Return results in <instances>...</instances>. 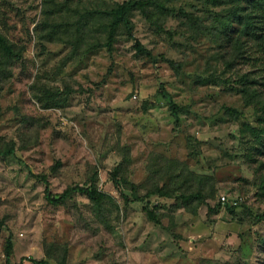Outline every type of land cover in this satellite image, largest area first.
<instances>
[{"label": "rangeland", "instance_id": "rangeland-1", "mask_svg": "<svg viewBox=\"0 0 264 264\" xmlns=\"http://www.w3.org/2000/svg\"><path fill=\"white\" fill-rule=\"evenodd\" d=\"M124 1L0 0V30L24 50L0 81V149L15 146L0 155V264L9 237L10 264H57L64 248L67 264H264L261 111L207 81L224 67L218 43L180 22L188 0L172 3L160 26L134 11V38L150 55L123 28L109 50L102 12ZM125 158L142 196L168 179L171 160L212 176L211 206L133 200L111 179ZM42 176L54 195L94 177L111 199L102 212L80 191L56 205Z\"/></svg>", "mask_w": 264, "mask_h": 264}, {"label": "trees", "instance_id": "trees-1", "mask_svg": "<svg viewBox=\"0 0 264 264\" xmlns=\"http://www.w3.org/2000/svg\"><path fill=\"white\" fill-rule=\"evenodd\" d=\"M176 1L127 0L111 6L110 9L102 12L104 18H107V23L104 26L108 34L107 42L104 45L111 50L118 30L121 28L125 29L131 38H134L135 25L132 16L135 10L140 11L147 20L159 25L158 19H164L173 14L171 4ZM188 3L190 9L180 7L176 13L180 22L187 25L188 29L190 28L194 37L208 35L218 43L219 54L216 60L220 61L224 67L222 74L217 73V71L210 72L207 81H220V83L226 84L230 90L241 94L248 106H255L261 111L259 120L264 124V0H188ZM210 7H213L212 10ZM96 14L94 12L93 16ZM82 29L81 24L79 32L82 33ZM54 34L55 30H50L49 34H46L49 41L56 40ZM134 39L139 52L146 55L151 54L138 39ZM23 52L22 46L0 30V81L10 72L11 65L23 59ZM238 62H246L252 66V69L239 73ZM234 76L236 77L234 78ZM163 93L170 98V94L166 90H163ZM170 105L178 111L175 103L171 102ZM227 112L234 115L238 111L236 108L228 107ZM255 131L260 138L261 133L257 128ZM263 141L264 139H262L261 145H263ZM14 153V143H9L7 147L0 149V155L9 156ZM167 164L165 166L167 167L168 179L163 185L153 187L143 196L137 193V186L129 179L130 159L125 158L114 168L111 179L118 188L123 186L131 190L134 195L133 200L146 201L148 199L147 203L153 207L159 206L158 202L153 203L151 200V197L155 195L178 199L187 206L191 203H196V207L200 204L211 206L209 199L215 196L213 189L209 187L212 176L196 173L187 164L179 160H171ZM42 179L46 184L47 198L56 205L66 204L74 193L80 191L85 193L95 208L101 209L100 212H102L106 199H111L106 192L97 186L94 177L87 181V184L69 187L60 195H54L50 192V183L46 176H42ZM121 194L127 201L129 200L123 191ZM219 206L218 204V208ZM145 210L151 220H158L153 209L148 210L146 208ZM211 210L215 211L216 209L211 208ZM190 211L192 212V210ZM12 251L13 241L12 237H9L5 248L8 264H10ZM62 254L56 256L57 264H67V248L62 250ZM47 256L50 257L48 252ZM34 262L45 264L47 260H34Z\"/></svg>", "mask_w": 264, "mask_h": 264}, {"label": "built area", "instance_id": "built-area-1", "mask_svg": "<svg viewBox=\"0 0 264 264\" xmlns=\"http://www.w3.org/2000/svg\"><path fill=\"white\" fill-rule=\"evenodd\" d=\"M223 200H226V197H223Z\"/></svg>", "mask_w": 264, "mask_h": 264}]
</instances>
